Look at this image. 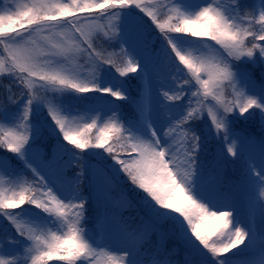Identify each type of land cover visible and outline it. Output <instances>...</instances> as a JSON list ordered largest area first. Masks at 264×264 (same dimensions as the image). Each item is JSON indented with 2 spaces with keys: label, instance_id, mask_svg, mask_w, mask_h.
Wrapping results in <instances>:
<instances>
[{
  "label": "snow or ice",
  "instance_id": "1",
  "mask_svg": "<svg viewBox=\"0 0 264 264\" xmlns=\"http://www.w3.org/2000/svg\"><path fill=\"white\" fill-rule=\"evenodd\" d=\"M196 7L188 0H179L170 9L176 15H169L163 20L156 7L144 0H70L69 3L55 4L33 0L30 5L17 3L14 8L9 5L6 9H0V45L7 54L0 57V72H7L28 89L27 99L21 95L17 99L8 96L0 100V149L6 150L0 154V170L14 174L13 160H17L39 177L36 183L23 181L7 190L0 188V216L14 227V232L5 231L0 235V264H29L27 258L23 261L19 258L21 246L25 244L29 247L24 248L23 252L25 257L30 255V264H47L54 256L64 264H99L97 248L100 245L81 227L88 198L82 195L80 184L87 175L94 191L110 194L115 177L121 170L133 185L147 194L141 199L147 218L142 217L135 229L124 223L119 217V207L129 201L122 193L121 204L113 206L112 223L125 236V246L115 249L122 255L108 256V264H172L164 258L170 255L163 250L165 233L159 227L165 222H171L176 234L201 255H204V249L211 253L214 264H247L250 257H246V252L257 243L254 218L247 222V227L243 226L246 221L236 209L233 192L223 190L222 161L225 155L243 161V191L248 197V204H254L258 211L261 231H264V139L259 143L257 158L249 152L253 144L251 138L236 132L233 127L234 121H248L258 116L264 128V83L257 85L252 74L235 63L260 66L261 76L264 77V7L260 6L258 10V29L252 26V21L257 18L256 5H251V11L245 12L243 17L238 11L240 5L229 9L219 4L213 6L210 2L207 6L199 7L198 11H195ZM92 8L99 10L101 15L96 17L89 11ZM135 9L145 13L164 34L171 51L192 73L203 96L211 97L215 105L209 106L204 100L197 99L200 107L194 108L192 98L200 95L198 90L188 97L186 112L178 110L174 104H161L160 107L169 114L165 119L153 107L151 89L148 87L141 94V99L135 102L136 117L126 118L123 122L117 118L119 106L113 101L129 99L120 77L138 73L147 83V66L152 56L144 28L133 27L123 18L125 10L137 13ZM106 17L116 19L115 37L110 36L109 39L115 38L121 44L122 54L127 57L122 63L112 58L119 54L105 57L96 52L91 43L92 33L99 34L102 28L97 21H103ZM245 18L248 19L247 25L243 24ZM141 21L145 24L142 16ZM43 26L74 30L87 48L75 44H52L45 51L37 47L32 39V33L39 32ZM168 33L208 37L223 52L212 56L211 60L203 54H191L186 51V45L210 46L203 41H189L186 36L173 37ZM125 45L128 47L124 48ZM194 51L199 52L200 49L195 48ZM76 55L87 56L94 65L90 73L71 66L70 60ZM105 64L114 68L119 76L112 73L114 83L101 86V71L110 70L104 68ZM204 75L207 78H202ZM35 78L43 83L37 86ZM225 82L233 87L232 99L223 93ZM234 82L245 90H239ZM183 83L187 84L188 81ZM17 87H20L19 83ZM182 87L165 91L164 100L182 101L185 97ZM66 89H72L75 93L99 92L114 98L109 101L111 106L107 110L113 118L102 125L93 119L82 127H73V122L62 114L70 113L67 110L70 101L54 102L46 96L36 95L40 90L63 93ZM42 103L47 104L51 122L58 126L57 131L49 122V133L56 136L62 134L63 141L81 150L80 153H73L71 163L78 171L71 179L64 175L67 165L59 163L62 153L71 151L65 144L57 140L50 160H45L34 147L43 132L37 118L42 111ZM205 107L211 127L205 126V134L202 135L191 127V123L200 118L198 113H202ZM165 123H169L168 129L164 128ZM5 126H8L7 130ZM97 127L99 131L94 138L88 135L90 130ZM177 132L182 137L183 146L179 159L172 151L173 144L165 139L171 138L170 134L175 136ZM212 139L221 145L227 144L226 153L217 150L212 160L205 161L202 154L208 155V142ZM90 148L104 150L92 154L95 157L93 163L85 161L83 156V151ZM117 149L124 152L130 150L131 155L121 159ZM8 152L15 155L9 157ZM104 152L115 164L108 162ZM109 169L113 170L111 174ZM258 188L259 196L256 195ZM26 204L32 206L31 209H26ZM213 208L230 210L211 211ZM22 217L39 222V234L36 228H26L21 223ZM53 217L61 226L67 227L66 233L59 235L50 229L45 231L43 225L53 223ZM215 221L220 223L216 224ZM188 230L203 246L202 249L188 235ZM153 233L158 235L156 250L153 253L142 251V246L138 247L136 241ZM101 243L112 248L110 241ZM233 249L236 251L233 252ZM187 264L195 262L188 261Z\"/></svg>",
  "mask_w": 264,
  "mask_h": 264
},
{
  "label": "trees",
  "instance_id": "2",
  "mask_svg": "<svg viewBox=\"0 0 264 264\" xmlns=\"http://www.w3.org/2000/svg\"><path fill=\"white\" fill-rule=\"evenodd\" d=\"M220 2V5H222L224 8H233L236 7V5H240L238 11L240 12V15L243 17L244 13L247 11H251V5H256L257 7V18L252 21V26H254L256 29L260 27V22L258 19V10L259 7H264V0H218ZM145 3H151L156 7V1L155 2H149L144 1ZM179 0H169L168 2L165 1L164 7L165 12L163 17L161 18L166 19L169 15L175 16V11H170L174 7L175 4H177ZM92 13L96 17H99L101 15V12L99 10L90 9ZM137 13L129 12L125 10L123 14V18L126 22H129L133 27L136 26H142L144 28V35L145 38L149 42V48L152 53L151 59L156 62H163L165 64V68L168 71V78H172L173 82L177 87L183 85L182 91L185 93V97L182 101H175L173 102L174 105L177 107V109L184 108L188 103L190 97L193 92H197L199 90L200 95L198 97L192 98V106L194 108H199L200 105L196 103L197 99H201L205 101V104L207 105H215V101L212 100L211 97L205 98L203 96V91L200 88V86L196 83L195 78L193 77L192 73L187 69L185 65H183L179 59L175 56V53L171 51V46L167 43V41L164 38V34L156 28L155 24H151V20L146 19V15L142 12H140L139 9H135ZM139 13V14H138ZM78 15H84V14H78ZM141 16L143 17L145 24H142ZM62 19V18H61ZM101 22V21H100ZM102 22H105L103 27L100 29L99 34L92 33L91 35V43L93 45V48L96 52L101 53L103 56L107 57L109 54H119L112 56L113 59L117 61V63H122L124 60L127 59L122 54V46L121 44L115 39H109V37H115L116 34V19L114 17L112 18H105ZM243 24H248V19L245 18L243 20ZM19 26H17L18 28ZM106 31V35H105ZM43 32H45V36L49 35L52 40L51 43L56 44L57 42L62 45H79L81 48H87V44L82 43V38H79V33H75L73 31H69L68 28H50L48 26H43ZM62 32H64V35H62ZM40 33V31H39ZM168 35H171L173 37L176 36H186L191 38H197L200 39V41H203L207 45H209V48H206L208 53L210 54V51L208 49H217L218 53L223 52V49L216 44L215 41H211L208 37H192L191 34H179V33H168ZM58 36V37H57ZM32 39L36 41V46L41 47L43 49L50 48L51 46L48 45L49 43L46 40H43V38H40L37 36V32L32 33ZM250 39V38H249ZM209 43V44H208ZM215 43V44H214ZM249 46H251L249 44ZM128 46L125 45L124 48H127ZM89 51H92L89 49ZM0 52L5 57L3 46L0 45ZM7 56V54H6ZM47 58V57H45ZM75 60H78L80 63H87V56H75ZM237 67H239L242 70H246L252 74L253 80L256 82L257 85L260 83H264V77L261 76V67L260 66H253L251 64H244L235 62ZM105 69H110L106 73V77H104L103 86L104 84L109 82H114L113 80V74L116 76H119L118 73H115V69L111 68L109 65H104ZM19 73H17L18 75ZM26 75V74H25ZM202 78H207L206 75L202 76ZM36 79L37 86L42 81L39 82V79ZM103 78H101L102 80ZM120 79L124 82V87L126 88L127 95L129 97L126 101H113L116 105L119 106V109L117 111V118L123 122L126 118H135L136 117V109H135V102L139 101L141 99V94L147 90L150 84V78L148 74L147 83H145V80L143 79L142 75L138 73H128L126 77H120ZM184 81H188L187 84H184ZM17 83L20 84V87H17ZM237 83V82H234ZM237 88L239 90H243V86L239 85L237 83ZM72 89L65 90L64 96H56L53 94L52 90H48L47 92H44L43 90L37 91V96H46L47 99L52 100H59V101H66L69 98V95H71ZM27 92L28 89L25 85H23L22 82L16 81L13 78L10 77L8 83L5 80V76H0V100L5 99L8 96H12L13 99L19 98L21 95L25 96V99H27ZM223 93L225 97L232 99L234 98L233 93V87L231 84H228L225 82L223 86ZM87 99V98H85ZM114 98H111L110 96H106L104 94H100L95 100H93L91 97L87 101L93 102V107L97 106H104L106 104H109V101H112ZM71 105H68L69 107L73 106L75 109H78L81 111L80 114H83L86 116L89 115L90 112L84 113L82 106H78L79 102H76L75 100H70ZM42 113L43 111H46L48 113V106L46 103L41 104ZM67 109V110H68ZM63 115H66L69 117V113H62ZM198 116L200 118L194 119L191 123V127L195 129L197 132H200L202 135H204V128L205 126L211 127V121L210 117L207 115V107L204 108L202 113H198ZM84 117V118H85ZM31 119V116H30ZM42 125V124H41ZM55 126V124H54ZM43 127L42 135L39 139H37L34 147L40 151V153L43 155V158L45 160H50L53 156V152L56 149L57 140H59L62 144H65L67 146V149H70L71 151H64L61 155V159L59 161L60 164L67 165L65 169L66 176L68 178H72L75 176V173L78 171V168L71 163V161L74 159L73 153H80L81 150L76 149L74 145L63 141L62 134H59V138L56 136H52L49 134V131L47 130V127ZM233 127L236 132L241 133V135L251 138L253 141V144L251 148L249 149V152L251 155L258 158V152H259V143L262 139H264V128L261 127V122L257 118L250 119L248 121L244 120H237L234 121ZM56 130L58 131V126H55ZM215 130L213 129V132ZM98 133V128H94L90 130L89 134L91 137H94ZM127 135V133H124ZM221 136L223 133L220 134ZM48 143V145H46ZM227 144H219L216 139H212L208 142V155L202 154V159L205 161H210L214 158L215 153L217 150L223 151L226 153ZM5 149H0V154H2ZM103 149H86L83 151V156L85 161L89 163L95 162V157L92 155L93 153H99L103 152ZM257 151V152H256ZM117 152H119V158L125 159L129 155H131V151L128 150V152H124L122 150L117 149ZM9 157H13L15 154H12L10 152L7 153ZM104 155L108 157V154L104 152ZM108 162L111 164H115L114 161H111V157H108ZM224 167L222 171V181H223V190H231L234 194L235 200V206L237 211H239L242 215V218L245 219L244 226L247 227V222L253 220L254 218V227L257 226L258 221L260 220L258 211L254 208V204H248V197L246 196L245 192L243 191L242 187V181H243V161L241 159H234L227 155H225L223 161H222ZM13 166L16 169V172L12 174L14 178H19L22 176L26 181H33L34 183L39 181V177L34 176L31 169L25 168L22 162H19L17 160H13ZM117 168H119V165H116ZM110 174L113 170L109 169ZM255 174V170H254ZM1 175H0V188H1ZM80 191L83 196L87 197V204H86V212H85V220L81 223V227H83L86 231H88L92 236L96 232H104L105 230L110 233L112 231V227L110 225V215L113 213V206L117 204H121L122 201V193L126 194L128 203H122L119 207V217L123 220L124 223L128 224L131 228L135 229L137 228L141 223V218H147V214L145 211L144 206L141 203L142 197L146 196L147 194L143 192V190H140L137 185H133L130 181V178L127 176L126 173H124L122 170L120 171L119 175L115 177V183L111 189V192L109 194V199L106 200L101 194V191L97 192L94 191L92 184L90 183L87 175L84 178V181L82 184H80ZM256 193L259 195V191L256 190ZM150 199V198H149ZM26 209H31L32 206L25 205ZM230 210V209H229ZM39 211V210H36ZM107 214V215H105ZM174 215H179L175 214ZM99 217V222H98ZM24 219H27V217H23ZM53 221L55 218H51ZM182 219V217H181ZM3 222V234L5 231L10 232L12 229V232H14V227L8 222L4 217L0 216V223ZM21 223L27 228V227H34L35 223H39L37 221H33L32 219H29V221H21ZM216 224H219L220 221H215ZM6 224V225H5ZM8 224V225H7ZM186 226V221L184 222ZM1 227V225H0ZM160 229L163 233H165V239L163 241V250L170 255L167 257H164L165 259H168L172 262V264H185V259L194 261L196 263L200 264H214V258L211 256L204 257L203 255H199L197 253H193L191 256H188V247H190L186 240L180 238L175 232V230L172 227L171 222H165L161 224ZM122 235L121 233H110L111 237L113 235ZM188 235L191 236L190 230H188ZM94 238V237H93ZM213 239L215 237H212ZM191 239L195 242L196 245H199V241L195 240L194 236H191ZM99 244V243H98ZM158 244V235L153 233L149 237H144L140 243L138 244V247L142 246V251L147 253H153L156 250ZM26 245V244H25ZM23 246L20 249L19 257L22 258V255L24 256L23 249L26 248V246ZM29 247V246H28ZM199 247L202 249V245H199ZM101 247L97 248L98 256L97 259L103 258L104 256L101 254ZM243 249L244 246H241ZM194 249V248H192ZM22 250V251H21ZM233 252L236 250L233 249ZM264 247L259 246L258 243H255L251 245L246 252V257L253 256V259L255 261H264ZM231 255V254H226ZM58 263L53 264H64V262L60 261L57 257Z\"/></svg>",
  "mask_w": 264,
  "mask_h": 264
},
{
  "label": "rangeland",
  "instance_id": "3",
  "mask_svg": "<svg viewBox=\"0 0 264 264\" xmlns=\"http://www.w3.org/2000/svg\"><path fill=\"white\" fill-rule=\"evenodd\" d=\"M144 1H151V2H155L156 5V9L158 10V13L160 15V17L162 18L165 12V7H164V3L165 1L168 2L169 0H144ZM33 2V0H0V9H6L9 5L13 6V8L15 7V5L17 3L20 4H31ZM46 3L49 4H55V3H69L70 0H45ZM97 2H102V0H97ZM189 3H192L194 5H197V7L195 8V11L199 10V7H204L207 6L208 3H213V6L216 5H220V2L218 0H188ZM222 6V5H221ZM223 7V6H222ZM224 8V7H223ZM95 9V8H92ZM96 10V9H95ZM145 14V13H144ZM146 15V14H145ZM146 19L151 20L149 17H145ZM152 22V21H151ZM98 24L104 25L105 22H100L99 20L97 21ZM151 24H154L153 22ZM45 32H43V27H41L40 33L37 32V36H39L40 38H43V40L48 41L49 43H47L48 45H52L53 43L52 40H50L51 38L49 37V35L45 36ZM62 35H64V32H62ZM105 35H106V31H105ZM58 37V36H57ZM187 39L189 41H200V39L197 38H191V37H187ZM56 44H59L58 42ZM209 44V43H208ZM215 44V43H214ZM62 45V44H61ZM51 48V47H50ZM50 48L44 49L45 51H48ZM195 48H199L200 51L196 52L194 51ZM210 51V54L208 53L207 49L204 48L203 44H198V45H186V51H188L191 54L194 55H201L203 54L206 58H208L209 60H211L212 56L217 55L218 51L217 49H208ZM0 57H4L1 52H0ZM6 57V54H5ZM71 66L75 67L77 70L83 71L84 73H90L93 68L94 65H92L90 63V61L87 58V63L83 64L80 63L78 60H75V56L71 58L70 60ZM141 63H143V61L141 60ZM147 71L149 74V78H150V84L149 87L151 89V97H152V103H153V107L157 110L158 114L163 117V118H167L168 117V113L167 111H165L163 108H161V104H174L173 102H169L164 100L163 98V93L165 91H169L171 90H175V88L177 87L175 85V83L173 82L172 78H168V71L165 68V64L163 62H159L156 63L154 62L152 59H150L148 66H147ZM106 72L104 70L101 71V78H103L101 80V86H103V81H104V77H106ZM19 75V74H18ZM0 76H5V80L8 83L10 76L7 72H0ZM207 77V76H206ZM38 79V78H37ZM41 82V81H39ZM114 82H109L107 81L105 84H112ZM67 90V89H66ZM245 90V89H243ZM53 94H55L56 96H64V93H57L53 91ZM101 93L97 92L95 94L93 93H75L74 90L71 91V95H69L68 101L70 100H75L76 102H79L78 106H82L84 113H89L88 116L85 117V115L80 114L81 111L78 109H75L73 106L69 107L68 111H70L69 113V117L68 119L71 120L73 122V127L75 126H83V124L85 123H91L93 121V119H95L97 121L98 125H102L105 121H109L110 119H112V113L108 112V108L111 106L110 104H107L105 106H97V107H93V102L91 101H87L90 99V97L95 100ZM171 94V92H170ZM87 98V99H85ZM59 100H54V102H58ZM71 105V103H70ZM210 106V105H209ZM180 111H187L186 106L182 109H178ZM44 114L42 112L39 113V116L37 117L39 119V122L44 125V127H47V130L49 128V122H51V117L50 115L46 112L43 111ZM85 117V118H84ZM174 123V121H172ZM17 124H19V121H16ZM51 126L53 128H55L54 126V122H51ZM8 126H5V130H7ZM169 127V123H165L164 124V128L168 129ZM98 128V127H97ZM99 131V128H98ZM50 134V133H49ZM98 134V133H96ZM241 134V133H240ZM52 135V134H50ZM52 136H56V135H52ZM57 138H59L60 136H56ZM170 137H165V139L168 140L169 144H173V148L172 151L174 153L177 154V158L179 159L180 154L182 153V137L181 135L177 132L175 136H171ZM94 138V135H93ZM46 145H48V143H46ZM257 152V151H256ZM258 154V153H257ZM62 165V164H61ZM63 166V165H62ZM0 175H1V188L4 189H10L12 188L13 184H19L23 181H26L22 176H20L19 178H14V176L12 174H9L8 172H5L3 170H0ZM64 175L66 176L65 173V169H64ZM67 177V176H66ZM257 191H259V188L257 189ZM101 194L104 198L109 199V193H106L104 191H101ZM67 202V201H66ZM74 203H78V201H73ZM255 208V206H254ZM229 209L226 208H213L211 209V211H228ZM112 217H113V213L110 215V225L112 227V231L110 232L112 233H121L118 229V227L116 225H114L112 223ZM29 217H27V219H24L23 217L21 218V221L25 220V221H29ZM209 220H211V218H209ZM1 227H0V235H3V222L0 223ZM6 225V224H5ZM8 225V224H7ZM244 226V225H243ZM41 227V225L39 223H35L34 227L32 228H36L37 229V234H39V228ZM45 231H48L49 229L51 231H55L57 232V234L59 235H63L64 233L67 232V227L66 226H61V224L59 223V221L54 220L53 223H49V224H45L43 225ZM246 227V226H245ZM256 232H257V243L259 244V246H263L264 247V231H261V224H260V220L257 223V226L254 227ZM10 232H12V229L10 230ZM110 233H108L106 230L104 231V235L102 238H100V249H103V251H101V254L104 256L103 258L99 259V264H108V256L109 255H122L123 253L121 252H117L115 251V249L117 247H122L125 246V236L122 234L120 236L118 235H113L111 237ZM50 234H49V239H50ZM142 239L136 241L137 242V246L140 243ZM102 241H110L112 248L109 249L108 247H105L104 243H101ZM131 242V241H129ZM247 243V242H246ZM26 247H28L29 245L26 244ZM22 251V250H21ZM188 251V256H191L193 253H197L199 255H201L198 251H196L195 249L189 248L187 249ZM204 252V257H209L211 256V253H208L206 249L203 250ZM264 253V251H263ZM35 254V253H33ZM202 256V255H201ZM21 259V261H23L25 258L28 259L29 264H30V255L25 257L22 255V258L19 257ZM56 260L55 263H58V260L56 258H54ZM190 260H186L185 259V264H187V262ZM195 264H200V263H196ZM247 264H264V261H255L253 259V256H251L247 262Z\"/></svg>",
  "mask_w": 264,
  "mask_h": 264
}]
</instances>
